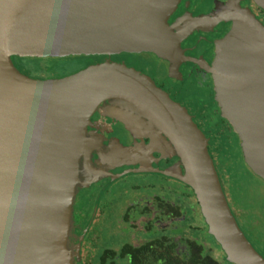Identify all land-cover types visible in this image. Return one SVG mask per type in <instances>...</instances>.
<instances>
[{
    "label": "water",
    "instance_id": "water-1",
    "mask_svg": "<svg viewBox=\"0 0 264 264\" xmlns=\"http://www.w3.org/2000/svg\"><path fill=\"white\" fill-rule=\"evenodd\" d=\"M178 1L0 0V264H56L61 247L67 250L68 198L83 183L79 150L100 104L136 111L165 136L184 169L177 179L191 189L226 262L264 264L229 212L200 132L148 77L103 62L30 80L10 61L143 51L175 60L184 30L167 20ZM253 2L264 11V0ZM234 22L209 73L223 116L264 174V104L256 103L264 100V29L243 13Z\"/></svg>",
    "mask_w": 264,
    "mask_h": 264
},
{
    "label": "flooded vegetation",
    "instance_id": "flooded-vegetation-1",
    "mask_svg": "<svg viewBox=\"0 0 264 264\" xmlns=\"http://www.w3.org/2000/svg\"><path fill=\"white\" fill-rule=\"evenodd\" d=\"M241 13L264 28V11L253 0H179L174 12L167 20V26L170 27L175 21L181 23L183 19L188 21V19L192 18L197 20V25L203 26L204 30L196 27V24L187 25L188 28H191L186 34L180 35L176 48L178 53L175 60H173L174 54H165L162 59L150 53H121L112 55L110 60L118 63L122 61L126 66L147 75L158 88L163 89L167 94H169L173 83L178 87L183 85V89L191 94L194 93L205 98L208 102H212L213 85L209 68L216 55V45L232 29L235 24L233 19H236L237 15ZM172 31L175 32L174 29ZM130 55H132V59L134 57L133 62L135 64L122 58L125 56L130 57ZM178 72L181 80H178ZM175 76L177 78H174ZM185 79H187L186 84L184 83ZM213 108L216 109L214 105ZM105 122L106 124L102 118L97 119L94 121L92 128L97 133L101 132V135L105 136L106 140L116 139L119 143L124 144H130L133 140H136L139 144L134 145V159L135 163L138 164L134 176L123 177L112 183L115 187L112 185L105 190L112 193L114 188H117L118 192L121 191L123 193L126 189L131 188L137 192L126 202L121 214L116 215V219L119 224H122V229L125 233L120 234V229L115 230L113 228L111 231L107 229L102 231L103 229L101 228L100 231L102 233L100 234L101 236L103 235L102 244L100 245L101 248L95 264H130L129 256L122 252L124 248L128 246L138 247L149 241L168 238L173 241H195L202 245L211 255L218 252L219 254L216 257L221 263L230 264L225 261L218 245L216 246L214 243L213 245H208L202 240L197 241L188 238L189 232H196L200 229L192 219L186 220L187 215L184 214L183 209L192 207L198 213V219H200V214L197 207L188 205L185 201L188 197H192V191L188 190L181 182L175 180L178 183V186H175L178 190L176 191L178 196L168 197V194L170 197L172 194L167 193L168 190L165 187L167 184L166 176L162 171L166 168V162L170 155L169 151L163 146L160 135L154 130H149L139 125H128L126 127L115 122L108 126V120ZM142 132H144V135L141 136L140 133ZM151 137L158 141L156 142L157 145L151 140ZM140 146H143L144 150ZM107 153L98 147L97 150H93L92 154H90V158L82 155L81 176L83 183L81 187L86 186L80 191V197L74 203L72 209L73 226L72 230L69 231L70 234L68 233L69 244H75L83 232L82 221L86 216L83 206L90 205V200L95 195L96 197L99 195L98 198L102 201L103 187L106 186L109 179L103 178L97 181L100 176L97 180L96 178L94 179V172L98 171L99 167L101 169L106 166L105 169L107 171L113 172V167L110 168L112 165L104 158L105 156L103 157V154L106 155ZM150 164L154 165V167H146ZM157 170L162 174L156 173ZM104 174L106 173L104 172ZM241 176L243 177L245 190H250L247 188L249 180L250 184H258L259 191L257 192L264 194V178L262 176L255 174L249 168H245ZM91 179L94 181L93 184ZM129 179L131 180L129 181ZM81 187L78 188V191ZM244 197L250 203H257L253 201L254 198H251L252 195L247 196L244 194ZM257 204L263 205L264 199ZM100 206L102 207L103 204L101 203ZM105 212L107 213V211ZM245 212L247 213L248 211ZM249 212L248 215H243L241 219V224L243 225L241 230L250 243L264 257V214L252 215ZM253 216L258 223H253L254 219H251ZM182 223H185L189 230L186 228L180 229ZM253 227H255V230ZM181 253L179 252V254Z\"/></svg>",
    "mask_w": 264,
    "mask_h": 264
},
{
    "label": "rangeland",
    "instance_id": "rangeland-1",
    "mask_svg": "<svg viewBox=\"0 0 264 264\" xmlns=\"http://www.w3.org/2000/svg\"><path fill=\"white\" fill-rule=\"evenodd\" d=\"M183 20L180 24V30L177 31L182 32L184 30L183 34H186V32H188L189 28L191 27L188 28L187 24H185ZM190 20H192V18L188 19V21ZM234 20L235 19H233V21ZM234 26H232V28H234ZM111 56L112 55H70L64 57H21L12 55L10 56V61L14 70L20 75L30 80L45 81L59 79L76 73L79 70L103 62H113L110 60ZM122 58H125L128 62L135 64L133 62L134 57L132 59V55H130V57L125 56ZM115 59L117 60V58ZM119 63H122V61ZM139 73L145 75L141 72ZM177 74L179 77L178 80H181L179 72ZM145 76L148 77L147 75ZM174 78L177 77L175 76ZM186 81L187 79L184 80L185 84L187 83ZM212 85V102H208V100L205 98H202L194 93L191 94L187 90L183 89V85L178 87L172 83L171 89L169 90L170 95L167 94L163 89L161 90L166 93L176 105L184 110V112L189 116L200 132L206 144V149L211 158L229 212L247 243L250 245L252 250L264 261V257L256 250L255 246L250 243L241 230V227H243L241 224V219L243 218V215H248L250 210L252 215L264 214V204H257L260 203L262 199H264V194L257 192L259 191L258 184H250L249 180L247 188L250 190H245L243 186V177L241 175L245 168H249L255 174H258L263 178L264 174L258 171L255 167V164L250 160L245 143L242 141L241 137L238 136L233 124L223 116V111L219 107L216 100L213 80ZM263 101L264 100L256 103L264 104ZM213 105L216 107V109L213 108ZM100 118L103 119L105 124V121L108 120V126L111 123L118 122L122 125H125L126 127L128 125H139L143 128L156 131V133L160 135L163 146L169 151L170 155V157L167 159L168 161L166 162V168L162 171L166 176L167 184L165 187L168 190L167 193L172 194L171 197L168 194V197L172 198L174 195L178 196L176 194V191L178 190L175 188V186H178L177 182H181L177 178L184 174V169L178 156L175 155L173 147L168 143L165 136L159 131L158 128H156L136 111L134 112L132 110L118 109L117 107H111L108 109L106 108V104H100L93 111L89 120L87 121L83 138L85 139V145H82L81 142L79 160L81 162L80 158H82V155L90 158V154H92L93 150H97L99 147V149H103L106 153L108 152L106 155L103 154V157L105 156L104 158L107 159L108 163L112 165L110 168L113 167L114 170L113 172H109L105 169L107 167L106 166L102 167L101 169L99 167V170L94 172V179L96 178L97 180L100 176L97 181H100L103 178H108L109 181L106 186L103 187L104 193L102 201L100 198H98L99 195L97 197L95 195L90 200V205L83 206V209L86 212L85 219L82 221L83 232L75 244H69L68 241V233L70 234L69 231L72 230L73 226L72 209L74 203L80 197V191L86 185L82 187L80 186L81 189H79V191L77 188L75 191L73 190L71 192L70 197L68 198L69 204L67 206V215L65 217V223H67V227H69V229H67L65 227L66 225H64V233L66 231L67 238V250H65L63 246L61 247L60 255L57 258L56 264H95L96 257L101 248L100 245L102 244L101 241L103 235L101 236L100 234L102 233L100 231L101 228L103 229L102 231L105 229L111 231L113 228H115V230L120 229V234L125 233L122 229V224H119V221H117L116 215L121 214L126 202L131 197H133L137 191H134L130 188L126 189V191L122 193L121 191L118 192L117 188H114L113 192L109 193L108 191L106 192L105 189L110 188L113 185L112 183H115L117 180L123 177L130 175L134 176L136 173V166L138 167V164L135 163L134 159V145L139 144L136 140H133L130 144H124L121 142L119 143L116 139L106 140L105 136L101 135V132L97 133L92 128L94 121ZM140 148L144 150L143 146H140ZM146 167H154V165L150 164ZM104 172L106 174H104ZM156 173L160 175L162 174L161 172L159 173V170H157ZM80 179L82 180V177ZM92 179L91 183L93 184L94 181ZM161 179L163 178L161 177ZM130 180L131 179H129V181ZM175 180H177V182H175ZM182 184L187 187L188 190L190 189L184 183ZM113 187L115 186L113 185ZM244 194L247 196L252 195L251 198H254L253 201H256L257 203H250L247 199H245ZM185 201L188 205L197 207L199 211L198 204L193 194L192 197H188L185 199ZM101 203L103 204L102 207L100 206ZM100 209L102 210L99 211ZM105 211H107V213ZM245 211L248 212L246 213ZM183 212L185 215H187L186 220L189 221L192 219L200 229L196 232H189L188 238L193 240L195 239L197 241L202 240L208 245H213L214 243V245L217 246L213 238L208 234L206 225L204 224L201 215L200 219H198V213L193 210L192 207H189V209H183ZM257 218L259 219V217ZM251 219H254L253 223H258L254 216L251 217ZM197 220L199 221L196 222ZM185 228L188 229L185 223H182L180 229ZM253 229L255 230V227H253Z\"/></svg>",
    "mask_w": 264,
    "mask_h": 264
},
{
    "label": "trees",
    "instance_id": "trees-1",
    "mask_svg": "<svg viewBox=\"0 0 264 264\" xmlns=\"http://www.w3.org/2000/svg\"><path fill=\"white\" fill-rule=\"evenodd\" d=\"M122 252L129 256L130 264H223L216 257L218 252L211 255L189 240H153L138 247L128 246Z\"/></svg>",
    "mask_w": 264,
    "mask_h": 264
},
{
    "label": "crops",
    "instance_id": "crops-1",
    "mask_svg": "<svg viewBox=\"0 0 264 264\" xmlns=\"http://www.w3.org/2000/svg\"><path fill=\"white\" fill-rule=\"evenodd\" d=\"M139 53H150V54H154L155 56H157L155 53H153V52H146V51H143V52H139ZM167 52H164V54H166ZM121 54V53H120ZM128 54H138V53H128ZM114 55H117V54H114ZM157 57H159V58H164V57H162V56H157ZM169 61V60H168ZM114 63H118V62H114ZM120 64H123V65H125L124 63H120ZM126 66V65H125ZM126 67H128V66H126ZM129 68H132V67H129ZM134 69V68H133ZM135 70V69H134ZM137 71V70H136Z\"/></svg>",
    "mask_w": 264,
    "mask_h": 264
},
{
    "label": "bare ground",
    "instance_id": "bare-ground-1",
    "mask_svg": "<svg viewBox=\"0 0 264 264\" xmlns=\"http://www.w3.org/2000/svg\"><path fill=\"white\" fill-rule=\"evenodd\" d=\"M196 27H199V28H201V29L204 30V27H203V26H199V25L196 24ZM205 27H206V26H205ZM200 32H201V31H200Z\"/></svg>",
    "mask_w": 264,
    "mask_h": 264
}]
</instances>
